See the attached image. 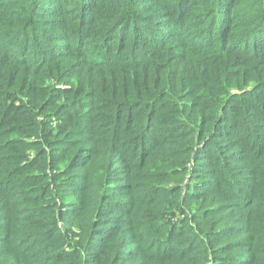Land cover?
Wrapping results in <instances>:
<instances>
[{"label": "trees", "instance_id": "obj_1", "mask_svg": "<svg viewBox=\"0 0 264 264\" xmlns=\"http://www.w3.org/2000/svg\"><path fill=\"white\" fill-rule=\"evenodd\" d=\"M0 264H264V0H0Z\"/></svg>", "mask_w": 264, "mask_h": 264}]
</instances>
